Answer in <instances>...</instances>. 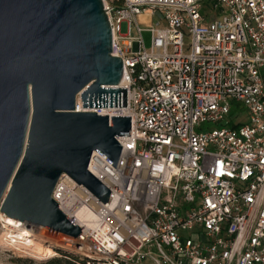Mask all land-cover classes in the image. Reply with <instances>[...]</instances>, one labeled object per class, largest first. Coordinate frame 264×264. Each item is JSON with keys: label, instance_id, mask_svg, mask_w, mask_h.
<instances>
[{"label": "built area", "instance_id": "obj_1", "mask_svg": "<svg viewBox=\"0 0 264 264\" xmlns=\"http://www.w3.org/2000/svg\"><path fill=\"white\" fill-rule=\"evenodd\" d=\"M104 4L127 107L88 110L110 124L131 116V134L117 137L116 167L92 153L106 204L60 177L52 197L82 228L78 238L62 235L88 263L264 264V0ZM235 101L247 122L232 115ZM206 123L224 125L196 130ZM1 208L0 229L9 225ZM84 208L92 220L80 217Z\"/></svg>", "mask_w": 264, "mask_h": 264}, {"label": "water", "instance_id": "obj_2", "mask_svg": "<svg viewBox=\"0 0 264 264\" xmlns=\"http://www.w3.org/2000/svg\"><path fill=\"white\" fill-rule=\"evenodd\" d=\"M113 52L104 0H0V203L7 217L78 238L82 228L52 197L63 174L105 204L90 170L99 152L115 167L131 116L83 107H127L124 63ZM118 86V87H116ZM60 247V246H58ZM62 248V247H60Z\"/></svg>", "mask_w": 264, "mask_h": 264}, {"label": "rangeland", "instance_id": "obj_3", "mask_svg": "<svg viewBox=\"0 0 264 264\" xmlns=\"http://www.w3.org/2000/svg\"><path fill=\"white\" fill-rule=\"evenodd\" d=\"M141 22H143L144 27L154 25V23L150 24V21H146L144 18H140ZM127 31L126 24L122 26V32ZM143 38L148 49L151 48L152 45V33L149 30L143 31ZM89 109V107H87ZM232 115H237L238 119H241L243 122H247L250 118L248 109L237 101L233 103L232 107ZM224 124H212L206 123L200 128H196L197 131H205L212 129L217 126H223ZM6 227H1L0 229V264H43L50 258L54 256H63V252H74V248L71 247V243L68 242L65 237L57 232H54L50 229H46V236H39L40 241L47 243L53 246L54 253L46 254V253H35L32 250H29L19 244L15 243L11 239H2L3 231ZM41 229V228H40ZM40 229H38L40 231ZM37 236V237H38ZM41 237V238H40ZM56 244H61L65 247L70 248H60ZM58 254H57V253ZM57 254V255H56Z\"/></svg>", "mask_w": 264, "mask_h": 264}, {"label": "bare ground", "instance_id": "obj_4", "mask_svg": "<svg viewBox=\"0 0 264 264\" xmlns=\"http://www.w3.org/2000/svg\"><path fill=\"white\" fill-rule=\"evenodd\" d=\"M78 108L80 110H88L87 107H83V102L81 100H79ZM79 215L81 218L89 221L93 218V212L90 210H86V208L82 209ZM38 229H40V231ZM38 235L46 236V229L43 227H39L31 222H21L16 219L9 218V225L4 229L1 237L3 240L11 239L20 246L32 250L35 253L53 254V246L40 241ZM68 242H70V240H68ZM56 245L62 248H70V246L65 247L61 244Z\"/></svg>", "mask_w": 264, "mask_h": 264}, {"label": "trees", "instance_id": "obj_5", "mask_svg": "<svg viewBox=\"0 0 264 264\" xmlns=\"http://www.w3.org/2000/svg\"><path fill=\"white\" fill-rule=\"evenodd\" d=\"M232 125L237 127L239 124L232 123ZM62 254L63 256H54L43 264H106L103 262L94 263L92 261H90L91 263H88V259L75 252H63Z\"/></svg>", "mask_w": 264, "mask_h": 264}]
</instances>
